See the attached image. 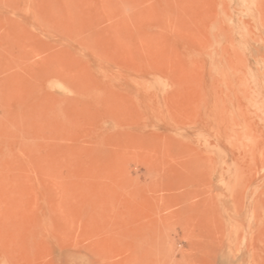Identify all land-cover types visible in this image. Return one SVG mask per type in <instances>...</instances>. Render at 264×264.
<instances>
[{"label":"rangeland","instance_id":"1","mask_svg":"<svg viewBox=\"0 0 264 264\" xmlns=\"http://www.w3.org/2000/svg\"><path fill=\"white\" fill-rule=\"evenodd\" d=\"M0 264H264V0H0Z\"/></svg>","mask_w":264,"mask_h":264}]
</instances>
